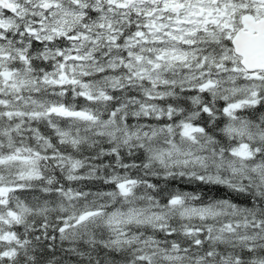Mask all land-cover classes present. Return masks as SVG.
<instances>
[{
    "label": "snow or ice",
    "instance_id": "snow-or-ice-1",
    "mask_svg": "<svg viewBox=\"0 0 264 264\" xmlns=\"http://www.w3.org/2000/svg\"><path fill=\"white\" fill-rule=\"evenodd\" d=\"M0 264H264V0H0Z\"/></svg>",
    "mask_w": 264,
    "mask_h": 264
},
{
    "label": "trees",
    "instance_id": "trees-1",
    "mask_svg": "<svg viewBox=\"0 0 264 264\" xmlns=\"http://www.w3.org/2000/svg\"><path fill=\"white\" fill-rule=\"evenodd\" d=\"M182 187L191 190L192 186L191 185H182ZM225 191V189L221 188L217 190V194H222Z\"/></svg>",
    "mask_w": 264,
    "mask_h": 264
}]
</instances>
